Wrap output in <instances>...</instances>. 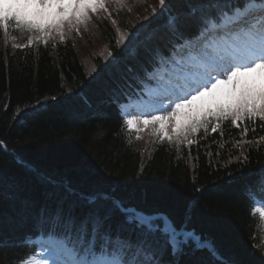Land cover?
Returning <instances> with one entry per match:
<instances>
[{"label": "trees", "instance_id": "1", "mask_svg": "<svg viewBox=\"0 0 264 264\" xmlns=\"http://www.w3.org/2000/svg\"><path fill=\"white\" fill-rule=\"evenodd\" d=\"M197 3L166 0L161 10L159 0H105L107 12L90 13L78 27L66 24L63 40L54 33L42 40L54 26L43 32L18 29L15 22L7 31L0 28V240L8 242L0 247V264H20L36 252L26 243L37 235L35 216L41 207H56L66 183L165 213L177 228L186 224L211 240L225 262L261 264L264 220L253 209L264 192L249 173L264 170V121L234 126L229 119L217 132L201 128L186 141L178 127L188 123L186 113L171 139L149 127L136 137L118 113L156 56L169 55L177 40L193 36L187 13ZM170 15L180 17L176 31ZM134 44L132 58L127 48ZM241 153L246 161L237 159ZM120 219L117 212L113 226ZM178 261L219 264L207 250L193 253L191 246Z\"/></svg>", "mask_w": 264, "mask_h": 264}, {"label": "snow or ice", "instance_id": "2", "mask_svg": "<svg viewBox=\"0 0 264 264\" xmlns=\"http://www.w3.org/2000/svg\"><path fill=\"white\" fill-rule=\"evenodd\" d=\"M115 2L123 5L125 0ZM165 3L166 0H159L161 10ZM101 9L107 11L105 0H12L7 5L0 0V28L7 31L11 22L18 29L41 32L53 26L62 29L65 22L70 28L78 27L90 18V13ZM187 16L198 33L186 41L195 56L187 66L191 76L186 80L188 87L184 90L181 86L182 95L175 97L180 102L175 103L170 116L177 117L181 109L193 107L205 97L209 100L188 123L178 126L185 133L184 139L187 141L189 133L201 128L217 132L220 124L229 119L234 126L245 119L258 117L264 121V0H198ZM168 24L178 30L180 17L170 15ZM215 35L226 42L223 50L208 43V38ZM60 38L64 39L62 31ZM221 76L226 78H218ZM221 86L233 98L228 103H221L214 95ZM163 119L167 117H151L152 121ZM125 123L131 127L133 120ZM143 123L150 121L145 119ZM237 159L246 161L247 157L241 153ZM249 175L257 176L264 192V170ZM64 191L66 195L54 209L41 207L36 214L37 235L26 243L38 251L25 254L20 264H179L178 257L185 254L188 246L193 253L207 250L219 264H240L235 259L225 262L211 240L202 239L186 224L177 228L165 213L146 212L106 192H78L67 183ZM249 195H253L251 188ZM69 197L74 199L65 206ZM254 202L260 204L264 200ZM78 207L88 210L78 213ZM117 212L122 219L113 226ZM253 212L264 220V207H256ZM6 246L8 242L0 240V247ZM166 254L172 259L165 260ZM260 262L264 264V256Z\"/></svg>", "mask_w": 264, "mask_h": 264}, {"label": "rangeland", "instance_id": "3", "mask_svg": "<svg viewBox=\"0 0 264 264\" xmlns=\"http://www.w3.org/2000/svg\"><path fill=\"white\" fill-rule=\"evenodd\" d=\"M60 32V31H59ZM47 38V36H46V34H44V39H46ZM180 57V56H179ZM180 63V62H179ZM182 63H184V61L182 62ZM166 64V63H165ZM164 63L162 64V66H164L165 65ZM185 64V63H184ZM167 67H171V68H173L172 67V65H167ZM180 68H181V66H180ZM160 75H162V74H160ZM222 92L225 94V96H228L227 94H226V89H225V87L224 86H221V88L220 89H218L217 90V92L214 94L215 95V97L221 102V103H224L225 102V97L223 96V94H222ZM208 100H209V98L208 97H205V98H203V100L202 101H197L196 102V104H197V109L198 110H200L201 108H204V107H206L207 106V102H208ZM149 101V99H148V97H147V99L144 101V102H148ZM178 102H180L179 100L178 101H176L175 103H178ZM175 103H173V105L171 106V107H169L167 110L164 108L162 111H166V112H168V114H167V119H164V120H158L159 122H158V125L163 129V131L165 132V134H170L171 132H172V130H173V126H174V122H175V117H171L170 116V113L172 112V109L175 107ZM159 115H161V114H159ZM137 117H138V121H140V124L142 125V122H143V120H144V118H146V119H150L151 118V115H148V116H141V115H137ZM138 133H140V130H139V132Z\"/></svg>", "mask_w": 264, "mask_h": 264}, {"label": "bare ground", "instance_id": "4", "mask_svg": "<svg viewBox=\"0 0 264 264\" xmlns=\"http://www.w3.org/2000/svg\"><path fill=\"white\" fill-rule=\"evenodd\" d=\"M188 56H189V54H188ZM178 74H179V76H183V75H187V77L185 78L186 80H188V79H190L191 78V76H190V74H189V72L187 71V69H183V70H181L180 72H178ZM178 82H182L181 80L180 81H178ZM167 85H168V89H170L169 91H170V93H174V92H176V94H181L182 92H183V90H181V87L179 86L180 84H177V83H170V82H168L167 83ZM184 90H186L185 88H184ZM161 94H162V92H161ZM155 98V101L158 103V104H161V105H167L168 104V102L167 101H163V99H161V98H158V97H154ZM134 122V126L135 127H138V125H137V122L136 121H133Z\"/></svg>", "mask_w": 264, "mask_h": 264}]
</instances>
